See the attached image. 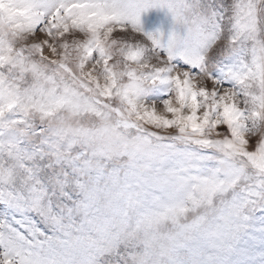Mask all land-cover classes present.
Listing matches in <instances>:
<instances>
[{"label": "snow or ice", "instance_id": "1", "mask_svg": "<svg viewBox=\"0 0 264 264\" xmlns=\"http://www.w3.org/2000/svg\"><path fill=\"white\" fill-rule=\"evenodd\" d=\"M0 264H264V0H0Z\"/></svg>", "mask_w": 264, "mask_h": 264}]
</instances>
